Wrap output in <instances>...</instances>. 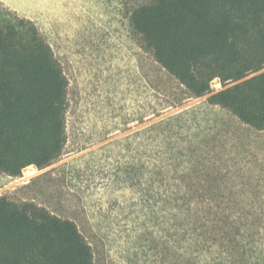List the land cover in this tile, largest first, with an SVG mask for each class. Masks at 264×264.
Returning a JSON list of instances; mask_svg holds the SVG:
<instances>
[{"label":"rangeland","instance_id":"374dc122","mask_svg":"<svg viewBox=\"0 0 264 264\" xmlns=\"http://www.w3.org/2000/svg\"><path fill=\"white\" fill-rule=\"evenodd\" d=\"M6 1L36 26L67 78V141L44 169L0 172V197L73 221L94 264H175L171 248L184 246L171 241L158 182L173 184L175 166V179L196 168L218 195L254 204L235 211L264 214V131L193 97L155 61L130 21L153 0H30L47 12Z\"/></svg>","mask_w":264,"mask_h":264},{"label":"trees","instance_id":"16d2710c","mask_svg":"<svg viewBox=\"0 0 264 264\" xmlns=\"http://www.w3.org/2000/svg\"><path fill=\"white\" fill-rule=\"evenodd\" d=\"M130 21L190 95L207 96L209 105L264 131V0H153L134 9ZM214 79L220 91H211ZM67 87L36 26L0 2V172L19 177L59 158L67 141ZM179 166L171 168L173 184L158 180L168 193L171 241L184 246L182 253L170 247L175 264H264V214L235 211L254 204L218 195L196 168L175 179ZM0 264L94 262L73 221L0 197Z\"/></svg>","mask_w":264,"mask_h":264},{"label":"crops","instance_id":"0c3cea01","mask_svg":"<svg viewBox=\"0 0 264 264\" xmlns=\"http://www.w3.org/2000/svg\"><path fill=\"white\" fill-rule=\"evenodd\" d=\"M3 0H1V2H2ZM6 1V0H5ZM7 2V1H6ZM27 3H31L32 5H35L36 7H39V8H41V9H43L44 11H46L47 12V10H45L40 4L39 5H37V4H35V3H33V2H31L30 0H27ZM26 3V4H27ZM15 12V11H14ZM47 14V13H46Z\"/></svg>","mask_w":264,"mask_h":264},{"label":"built area","instance_id":"2783aa9c","mask_svg":"<svg viewBox=\"0 0 264 264\" xmlns=\"http://www.w3.org/2000/svg\"><path fill=\"white\" fill-rule=\"evenodd\" d=\"M214 80H216V79H214Z\"/></svg>","mask_w":264,"mask_h":264}]
</instances>
